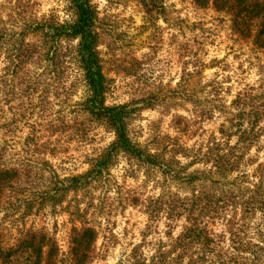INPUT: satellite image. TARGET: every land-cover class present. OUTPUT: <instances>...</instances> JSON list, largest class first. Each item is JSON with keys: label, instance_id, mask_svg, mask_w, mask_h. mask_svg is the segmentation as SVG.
<instances>
[{"label": "rangeland", "instance_id": "obj_1", "mask_svg": "<svg viewBox=\"0 0 264 264\" xmlns=\"http://www.w3.org/2000/svg\"><path fill=\"white\" fill-rule=\"evenodd\" d=\"M146 1L147 10L137 0L92 2L107 85L104 103L130 111L126 128L132 143L154 152L168 136L189 147L210 133L219 136L228 113L236 111L230 103L236 94L250 93L256 107L264 105V39H256L253 29L240 34L230 14L209 3ZM73 20L69 0H0V28L6 30ZM12 40L0 43V165L14 167L20 184L0 199L3 241L11 243L22 229L42 230L56 241L57 264H68L72 225L92 227L98 238L89 264H116L122 249L140 239L145 201L162 187L170 193L176 187L162 183L156 169L119 154L93 183L66 193L60 205L39 208L41 195L54 189L55 176L85 172L88 159L113 136L82 110L88 92L75 41L61 38L51 45L28 33L24 42L38 54L19 65ZM50 45L54 55L45 61L43 51ZM149 95L154 105L141 106ZM249 154L264 157V129ZM22 197L33 203L31 215L23 218ZM162 223V218L156 221L147 239L162 236Z\"/></svg>", "mask_w": 264, "mask_h": 264}, {"label": "trees", "instance_id": "obj_2", "mask_svg": "<svg viewBox=\"0 0 264 264\" xmlns=\"http://www.w3.org/2000/svg\"><path fill=\"white\" fill-rule=\"evenodd\" d=\"M146 8V0H137ZM93 0H69L74 20L71 23H23L19 32L0 28V43L12 40L15 64L26 63L38 52L24 37L39 35L47 43L57 39L75 41V55L87 89L82 110L101 123L113 140L98 154L88 159L85 172L57 179L54 189H47L40 206L60 205L66 193L77 192L93 183L121 154L146 167L156 169L167 187L143 204L146 217L137 243L122 249L116 264H264V157L257 160L249 152L263 133L264 105L256 107L250 93H238L230 102L235 113H228L219 136L210 133L205 139L184 146L178 138L166 137L151 152L131 142L126 119L130 113L125 105H105L107 91L97 52V11ZM197 5L210 4L226 11L240 34L253 29L256 39H264V0H194ZM15 36V38H14ZM43 51V60L54 55V48ZM7 67L11 56L7 57ZM141 106L154 105L150 95ZM246 118V120H243ZM233 140L230 142V140ZM19 182L14 167L0 165V199L3 193ZM181 190V191H180ZM23 194V193H22ZM27 196V195H26ZM43 196V198H42ZM23 198V197H22ZM30 197L21 199L20 217L32 212ZM163 219L162 236L147 239L158 219ZM74 224L73 222H71ZM0 233V264H57L59 249L56 241L42 230L17 231L11 243ZM97 231L92 227L72 225L67 245L68 264H89L93 259Z\"/></svg>", "mask_w": 264, "mask_h": 264}]
</instances>
